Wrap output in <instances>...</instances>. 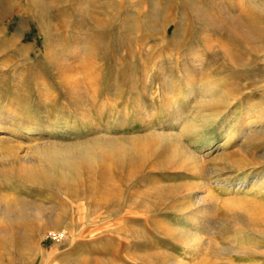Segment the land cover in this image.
Returning a JSON list of instances; mask_svg holds the SVG:
<instances>
[{
    "label": "rangeland",
    "instance_id": "rangeland-1",
    "mask_svg": "<svg viewBox=\"0 0 264 264\" xmlns=\"http://www.w3.org/2000/svg\"><path fill=\"white\" fill-rule=\"evenodd\" d=\"M0 201V264H264V0H0Z\"/></svg>",
    "mask_w": 264,
    "mask_h": 264
},
{
    "label": "bare ground",
    "instance_id": "bare-ground-1",
    "mask_svg": "<svg viewBox=\"0 0 264 264\" xmlns=\"http://www.w3.org/2000/svg\"><path fill=\"white\" fill-rule=\"evenodd\" d=\"M192 83L193 82H191V85L188 86V87H191L190 88L191 91H190V93L185 98V99H188V101H190L192 99L193 100L194 99L196 100L198 98V96H200V94L203 91V89L201 91L194 90V84H192ZM206 91L209 93L210 90L208 89ZM204 102H205V100H204ZM179 126H180V128H183L184 127V126H181L180 124H179ZM178 130H180V129H178ZM178 135H176L175 133H171L170 137H171V142L173 141L172 144L175 141L178 142V139L180 138ZM126 143L120 142L118 139L117 140H115V139H104V140L102 139V140H100L99 139L96 142H94L93 144H87L86 143V144H77V145H74V146H69V144L68 145L66 144V145H54V146L52 145V146H49V147H48V145L46 147H36V149L34 151V155L36 156L37 162L40 164L39 166L42 165V167H40V168L33 167V168H30V169L28 168L27 170L24 171V173L22 174V177L24 179H27V180H34L35 181V180H39V179H47V178L51 177L53 174H55V173H60V176H61L60 179L62 180L63 179L62 178L63 177V174H65L66 171H68V170L75 169L76 166L81 161H87V162L92 163L93 160H94V158L97 157V155H99V154H104V153H109V152H112V153H115V154H117V153H123V151L127 147V144ZM188 156H190V155H188ZM64 180H65V178H64ZM204 183H206V181ZM201 185H202V183H201ZM25 204L26 203H24V202H22V203L21 202L14 203V202H10V201L9 202H7V201L5 202L4 201L2 203L0 201V232L3 229H5L4 228L5 226H10L15 219H24L26 217V215H27L26 213H29V212H27V207H26ZM198 212H200V211H198ZM189 216H191V215H188V217ZM28 218H29V216H28ZM187 224H188V222L186 221L185 225H187ZM201 226H202V224H201ZM183 229L184 228H182L179 231L180 236L184 235V230ZM3 233L4 232H2V234ZM2 234H0V235H2ZM199 238L200 237H198V234L195 233L193 235L192 240L189 239L188 242H191L190 243V247H191L192 251L203 252L204 253V251L206 250V247L210 243H209V241H205V240L204 241H201Z\"/></svg>",
    "mask_w": 264,
    "mask_h": 264
}]
</instances>
